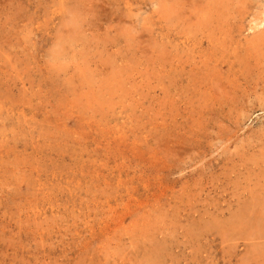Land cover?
<instances>
[{"label":"rangeland","instance_id":"obj_1","mask_svg":"<svg viewBox=\"0 0 264 264\" xmlns=\"http://www.w3.org/2000/svg\"><path fill=\"white\" fill-rule=\"evenodd\" d=\"M0 264H264V0H0Z\"/></svg>","mask_w":264,"mask_h":264},{"label":"bare ground","instance_id":"obj_2","mask_svg":"<svg viewBox=\"0 0 264 264\" xmlns=\"http://www.w3.org/2000/svg\"><path fill=\"white\" fill-rule=\"evenodd\" d=\"M197 2V1H196ZM211 12V11H210ZM261 204V203H260Z\"/></svg>","mask_w":264,"mask_h":264}]
</instances>
